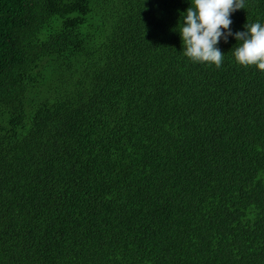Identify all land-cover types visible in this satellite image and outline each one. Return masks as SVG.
<instances>
[{"label":"trees","instance_id":"obj_1","mask_svg":"<svg viewBox=\"0 0 264 264\" xmlns=\"http://www.w3.org/2000/svg\"><path fill=\"white\" fill-rule=\"evenodd\" d=\"M188 7L0 0V264H264V72L186 58Z\"/></svg>","mask_w":264,"mask_h":264},{"label":"clouds","instance_id":"obj_2","mask_svg":"<svg viewBox=\"0 0 264 264\" xmlns=\"http://www.w3.org/2000/svg\"><path fill=\"white\" fill-rule=\"evenodd\" d=\"M245 7V0H190L179 21L183 55L194 64L219 69L225 54L217 45L231 36L239 42L232 49L235 62L264 72V23H246L244 31L235 33L231 30V15Z\"/></svg>","mask_w":264,"mask_h":264}]
</instances>
